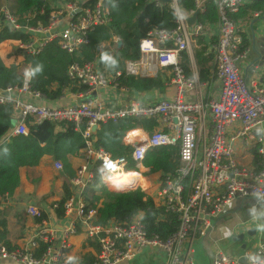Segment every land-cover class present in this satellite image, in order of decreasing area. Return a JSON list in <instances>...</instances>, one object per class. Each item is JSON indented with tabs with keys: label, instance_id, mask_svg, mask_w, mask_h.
I'll use <instances>...</instances> for the list:
<instances>
[{
	"label": "built area",
	"instance_id": "2783aa9c",
	"mask_svg": "<svg viewBox=\"0 0 264 264\" xmlns=\"http://www.w3.org/2000/svg\"><path fill=\"white\" fill-rule=\"evenodd\" d=\"M214 1L218 13L217 41L210 53L216 66L215 79L220 85L216 99L206 96L208 84L201 82L196 72L188 74L182 62V53L189 54L192 43L205 31V25L197 22L189 27L188 19L196 12H203L207 0H194L195 8L191 11L183 10L178 0H170L167 4L175 17L176 28L171 32H150L140 42V58L125 62L124 74L127 76H160L166 80L169 92L161 101H133L127 107L108 108L93 94L109 87L121 88L123 73L103 71L99 58L76 63L68 70L69 79L84 88L81 93L84 100L79 102L65 106L32 103L27 97H39V94L30 88L32 76L29 70L24 71L22 86L0 90V104L13 108L15 124L11 136L26 135L28 125L43 122H71L76 128L86 127L83 132L86 146L81 153L83 164L71 181L75 192L64 204L67 226L58 232L48 218L40 220L44 216L42 211L30 205L27 214L36 222L28 247L9 250L0 243V260L18 264H67L70 239L81 226L86 236L100 245L94 264L129 261L147 247L164 252L167 256L165 264H196L194 243L211 233L226 207L238 199L264 200V135L257 137L254 134L256 127L264 124V78L249 86L240 71V63L248 53L243 49L241 30L232 16L240 11L244 0ZM42 2H52L54 22L47 28L29 26V19L22 24L8 5L0 8V32L8 28L29 36L27 43L17 42V49L23 54L37 56L53 41H58L69 54H75L90 44V31L111 24L105 0ZM164 3V0H156V6L161 7ZM78 9L79 13L74 15ZM65 17L67 22H61ZM119 41L114 38L100 47V52L112 54ZM126 118L155 119L158 123L152 135L136 137L138 142L145 141L142 146H133L131 153L139 178L145 174L143 162L149 150L167 146L179 149L177 169L161 174L156 190V205L166 213L176 215L179 221L178 231L166 241L149 238L141 213L123 223L111 221L105 226H97L96 210H87L84 193L96 185L97 172L107 179L103 186L109 189L110 178L114 173L126 170L128 164L125 157L113 159L104 149H97L95 134L101 124ZM238 141L245 146L255 145L256 168L239 165L235 148ZM55 168L64 169L60 162ZM56 207L54 205V210ZM40 243L46 244V248L37 257L35 253ZM243 259L244 263L219 251L212 264H264V247L247 250Z\"/></svg>",
	"mask_w": 264,
	"mask_h": 264
},
{
	"label": "trees",
	"instance_id": "16d2710c",
	"mask_svg": "<svg viewBox=\"0 0 264 264\" xmlns=\"http://www.w3.org/2000/svg\"><path fill=\"white\" fill-rule=\"evenodd\" d=\"M64 1L73 2L74 0ZM178 2L185 11L195 8L194 0H178ZM252 2L254 9L264 8V1ZM105 3L111 14L110 26L97 27L90 31V44L83 46L75 54H69L60 47L58 41H53L37 56L23 54L16 48V56L24 59L21 64L14 62L6 65L0 56V90L22 86L24 71L29 70L32 76L31 90L47 100L61 99L68 92L81 93L84 88L69 79L68 70L76 63L83 64L86 61L96 60V58L100 59L103 71L111 74L119 71L123 73L120 79L121 86L138 92L162 90L165 85L160 77L127 76L124 74V65L128 60L140 58V42L150 32L162 30L171 32L176 28L175 17L169 5L164 3L161 7L156 6V0H105ZM12 11L22 24L29 19V26L34 28L39 26L47 28L54 22L51 17L52 2L44 4L42 0H16ZM246 16L243 9H240L232 18L237 21V18ZM217 22L218 13L215 1L209 0L205 4V10L199 13L197 23L206 25ZM114 38L120 39L121 47H117L110 55L107 52L101 53L100 47L111 43ZM29 40L28 35L12 32L8 28L0 32V45L7 41L27 43ZM196 41L198 47L194 50L193 57L199 68V78L205 83L213 80L211 63L215 61L213 54L210 52L207 54V46L203 37L200 36ZM243 49L245 50V46ZM105 55L116 61L115 66L102 59ZM182 62L187 73L190 74V56L187 52L182 53ZM157 125L155 119L145 118H126L118 122L101 124L95 134L94 145L97 149H104L113 159L125 157L128 160L127 172L138 171L131 160L132 150L124 144V138L130 131L136 129H142L148 135H152ZM13 126V108L8 104H0V204L7 197H12L20 187V169L40 165L45 156H50L56 162H60L69 177L75 176L69 158L79 157L86 146L83 138L85 125L76 128L71 122L61 124L43 122L28 125L26 135L11 136ZM178 165L179 149L177 146L151 149L143 162L144 168L147 169L145 174L150 175L173 173ZM71 196L66 187L65 196L57 203L55 209L58 218L64 217V204ZM86 204L87 210H96L95 225L97 226H105L111 221L123 223L141 213L149 238L158 237L166 241L179 229L178 217L158 207L153 197L141 189L121 192L110 191L102 186L97 194L86 201ZM44 216L40 220L45 219ZM5 227V220L0 219V243L2 242L11 250L12 246L5 240ZM45 248L46 244L40 243L35 255L41 256Z\"/></svg>",
	"mask_w": 264,
	"mask_h": 264
},
{
	"label": "crops",
	"instance_id": "0c3cea01",
	"mask_svg": "<svg viewBox=\"0 0 264 264\" xmlns=\"http://www.w3.org/2000/svg\"><path fill=\"white\" fill-rule=\"evenodd\" d=\"M252 1L259 2L264 0H244V5L241 9H243V13H246L247 16L245 18H237L236 21L245 42V50L248 53L247 58L240 63V71L249 86H252L253 81L259 83L264 78V8L254 9ZM2 6L0 4V8ZM67 20L68 18L65 17L61 22L66 23ZM216 28L217 23L205 25V31L202 37L207 46V54H209L212 46L217 41ZM17 45V42L14 41H7L0 45V56L6 65H11L14 62L21 64L23 62V57H17L15 54ZM197 47L198 43L195 40L192 43L191 52H189L190 72L194 71L199 75V68L193 57L194 50ZM258 62H262L263 67H256L252 71L251 67L258 64ZM211 64L213 65V80H211L212 82L210 80L206 81L208 87L205 94L209 99H216L220 85L215 79V62ZM249 74L250 77H248ZM160 78L165 85L162 90L153 89L138 92L134 89L121 86L120 82L121 88L109 87L98 90L93 94V97L104 101L108 105V108L112 109L127 107L133 101H139L141 103L161 101L168 96L169 89H167L166 80L163 77ZM81 93L68 92L58 100H47L40 95L39 97L29 96L27 98L32 103L38 105L65 106L84 100L81 97ZM254 134L257 137L264 135V124L257 126ZM145 135L147 133L142 129L132 130L125 136L123 142L132 150L134 144L138 143L136 137ZM235 148L238 163L241 167H257L258 156L254 144L245 146L241 141H238L235 144ZM69 162L75 174L76 170L83 164L81 155L79 157H70ZM56 163L52 157L45 156L40 165L31 168H21L20 187L12 197H7L0 204V219H4L6 222L4 229L5 240L12 246L11 250L25 249L28 247L33 235V226L36 222L34 218L27 214V208L30 205L42 211L45 215L44 217L50 220L58 232L67 226V217L64 215L63 218H58L53 207L64 198L66 187H68L71 195L74 194L75 190L72 187L71 181L75 176L71 178L64 169L62 171L57 170L55 168ZM146 171L147 169L145 168ZM124 172L127 171L124 170ZM158 175L160 176L161 174L159 173ZM144 179V176L141 175L138 184L134 188H142L140 185L142 182H145ZM110 180L112 179L110 178ZM115 187L117 185L112 184L109 186V189ZM97 193L96 185L89 187L84 193L85 202ZM259 225H264V200L258 202L252 198H244L234 201L226 207L222 216L216 220L211 233L206 238L194 243L193 256L195 263L212 264L214 255L219 251L242 260L247 250L255 251L260 247H264V230H260ZM253 231L255 233L251 235ZM1 244L3 243L1 242ZM70 245L68 257H73L71 260L72 264H94L97 260L100 245L97 241L89 239L81 226L78 227V233L70 239ZM165 262H167V256L164 252L156 247H147L133 259L121 261L118 264H165ZM0 264L18 263L0 260Z\"/></svg>",
	"mask_w": 264,
	"mask_h": 264
},
{
	"label": "rangeland",
	"instance_id": "374dc122",
	"mask_svg": "<svg viewBox=\"0 0 264 264\" xmlns=\"http://www.w3.org/2000/svg\"><path fill=\"white\" fill-rule=\"evenodd\" d=\"M16 0H1L0 4L1 5H8L11 9H13V3L15 2ZM58 3V2H57ZM145 172V169L143 170V173ZM146 173V172H145ZM144 176V181L145 182H142L140 187L142 188H133V189H143V191H145L148 195H150L151 197H153L155 200H156V190H157V187L159 185V175L158 174H145L143 175ZM107 178V177H106ZM104 182H107V179H105V177L101 174H96V190L99 191L100 188H102L101 186H103ZM123 189L125 190H122L120 188H112V189H109L110 191H126V190H131V189H128L127 186L126 187H123ZM104 193V192H103ZM101 194V195H104V194Z\"/></svg>",
	"mask_w": 264,
	"mask_h": 264
},
{
	"label": "bare ground",
	"instance_id": "6f19581e",
	"mask_svg": "<svg viewBox=\"0 0 264 264\" xmlns=\"http://www.w3.org/2000/svg\"><path fill=\"white\" fill-rule=\"evenodd\" d=\"M139 177H140V175H139L138 171H136L134 173V171L133 172H124V170H123V171L114 173V175L111 177V179H112L111 183L113 185H117V187H120L122 189H123L124 185H127V188H134L136 186L137 182L139 181Z\"/></svg>",
	"mask_w": 264,
	"mask_h": 264
},
{
	"label": "water",
	"instance_id": "95a60500",
	"mask_svg": "<svg viewBox=\"0 0 264 264\" xmlns=\"http://www.w3.org/2000/svg\"><path fill=\"white\" fill-rule=\"evenodd\" d=\"M166 3H169L170 2V0H164ZM81 7V6H80ZM79 10L80 9H78L75 13H74V15L75 14H77V13H79ZM198 17H199V12H196L191 18H189L188 19V25H189V27H192L195 23H196V21H197V19H198ZM121 45H122V42L121 41H119V43H118V47H121ZM256 67H263V63L262 62H258V64H256V65H253V67H251V70L253 71ZM248 77H250V74L248 75ZM145 143V141H140V142H138V143H135L134 144V146L136 147V146H142L143 144ZM255 232L253 231V233H251V235L252 234H254ZM240 238H242V237H240ZM246 248V247H245ZM241 262H245V259H242L241 260Z\"/></svg>",
	"mask_w": 264,
	"mask_h": 264
},
{
	"label": "clouds",
	"instance_id": "9594fccd",
	"mask_svg": "<svg viewBox=\"0 0 264 264\" xmlns=\"http://www.w3.org/2000/svg\"><path fill=\"white\" fill-rule=\"evenodd\" d=\"M183 18V17H182ZM102 59L103 60H105V61H107V62H109L111 65H113V66H115V64H116V61L115 60H113V59H111L109 56H107V55H105V56H103L102 57ZM29 75H31V73H29ZM111 165H109V167H110ZM259 228H260V230H264V225H259ZM229 235H230V233H229ZM73 259V257H68V261H67V264H71V260Z\"/></svg>",
	"mask_w": 264,
	"mask_h": 264
}]
</instances>
